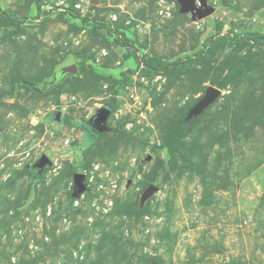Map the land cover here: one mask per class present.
<instances>
[{
  "label": "rangeland",
  "instance_id": "obj_1",
  "mask_svg": "<svg viewBox=\"0 0 264 264\" xmlns=\"http://www.w3.org/2000/svg\"><path fill=\"white\" fill-rule=\"evenodd\" d=\"M205 1L0 0V264H264V0Z\"/></svg>",
  "mask_w": 264,
  "mask_h": 264
},
{
  "label": "water",
  "instance_id": "obj_2",
  "mask_svg": "<svg viewBox=\"0 0 264 264\" xmlns=\"http://www.w3.org/2000/svg\"><path fill=\"white\" fill-rule=\"evenodd\" d=\"M182 5L183 11H189L192 18H203L213 12V8L208 6L207 2L205 0H200V2H197V0H179ZM66 73L70 74H77V66L74 62H72L69 66L65 67L61 70L60 76L64 75ZM220 91L218 88L214 86H210L207 88L204 96L201 98V100L198 102L196 106L197 111H201L206 106H208L211 102L215 100V98L219 95ZM110 114V110L106 107H102L97 110L96 114L93 117V120L98 125L103 126L105 121L107 120L108 116ZM50 162V159L46 154H42L38 161L36 162V167L38 171H41L44 166H46ZM82 177L83 174L81 173H75L74 174V182L75 184L81 189L83 186L82 183ZM151 192V188L146 191V194H149Z\"/></svg>",
  "mask_w": 264,
  "mask_h": 264
},
{
  "label": "trees",
  "instance_id": "obj_3",
  "mask_svg": "<svg viewBox=\"0 0 264 264\" xmlns=\"http://www.w3.org/2000/svg\"><path fill=\"white\" fill-rule=\"evenodd\" d=\"M249 36L250 37H252L253 39H261L263 42H264V33H262V34H258V33H256V32H250L249 33ZM60 72H61V68L60 67H58L56 70H55V76H54V79H53V83L51 84V85H53L54 83H57V82H59L61 79H62V77L64 76V75H61L60 76Z\"/></svg>",
  "mask_w": 264,
  "mask_h": 264
}]
</instances>
